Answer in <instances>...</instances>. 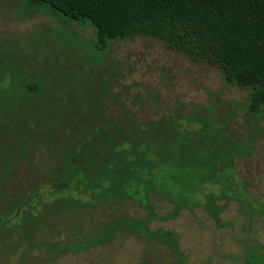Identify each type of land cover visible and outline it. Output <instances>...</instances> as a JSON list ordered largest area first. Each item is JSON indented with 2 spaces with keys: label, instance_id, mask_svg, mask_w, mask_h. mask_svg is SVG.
I'll use <instances>...</instances> for the list:
<instances>
[{
  "label": "rangeland",
  "instance_id": "obj_1",
  "mask_svg": "<svg viewBox=\"0 0 264 264\" xmlns=\"http://www.w3.org/2000/svg\"><path fill=\"white\" fill-rule=\"evenodd\" d=\"M98 44L88 18L36 9L27 0H0V132L25 148V158L16 150L0 151L7 166L19 163L16 174L0 180V190L15 197L39 184L48 194L47 181L61 178L65 166L56 149L71 151L65 140L72 145L76 134L89 133L95 148L94 136L106 140L119 132L110 128L117 118L132 114L138 123L167 116L189 129L208 118L214 132L250 148L235 157L229 172L236 182L217 199L220 224L202 202L206 193L212 191L211 199L227 186L179 177L178 165H169L157 177L163 190L147 191L149 205L141 200L144 186L138 192L136 184L126 195L74 188L58 193L42 215L36 237L43 244L23 253V243L0 264H249L251 251L264 256V209L245 211L240 202L264 206V106L259 115L250 114L247 89L227 84L216 65L158 38L112 39L109 49ZM51 135L62 138L58 147ZM179 196L188 199L176 212ZM51 244L63 249L51 251Z\"/></svg>",
  "mask_w": 264,
  "mask_h": 264
},
{
  "label": "trees",
  "instance_id": "obj_2",
  "mask_svg": "<svg viewBox=\"0 0 264 264\" xmlns=\"http://www.w3.org/2000/svg\"><path fill=\"white\" fill-rule=\"evenodd\" d=\"M27 1L30 7L46 6L71 19H90L97 27L99 49H109L112 39L144 35L158 38L170 48L186 52L195 59L209 61L219 68L227 84L248 90L247 110L250 114L259 115L262 112L264 0ZM198 121L200 127L189 129L183 127L180 120L167 116L162 120L137 123L134 115L130 114L123 119L117 118V124L110 126L118 129V133H109L106 140L101 137L103 135L94 136L95 148L89 143L91 133L76 134L78 141L72 145L66 139L67 147L73 149H56L62 152L60 162H64L65 166L59 169L61 178L53 177L47 181L46 185L50 188L48 194L42 191L43 186L39 184L32 187L29 193L15 197L0 190V263H4L6 254H16L23 243L27 244L23 253L43 244L36 237L44 219L42 215L46 214V206L59 197H56L58 193L74 188L91 194L126 195L128 187L136 184L138 192L144 186L145 198L141 200L149 205L146 193L150 188L163 190L164 184L157 182L169 165H178L179 177L188 175L227 186V189L221 187L211 199L209 195L212 191L206 193V200L202 202L220 224L223 207L217 199L227 195V190L233 188L236 182L235 179L230 180L232 176L229 172L235 157L247 155L250 148L230 141L222 132H214L213 122H208V118ZM0 134V151L7 155L16 150L25 158L24 147L10 144L9 137L2 132ZM51 138L58 147L62 138L52 135ZM16 165L7 166L0 158V180L6 181L16 174ZM246 196L251 199L249 194ZM179 198L176 212L178 206L188 199L186 196ZM67 199L74 200L71 196ZM247 201H240L245 211L259 212L264 209L261 204L248 207ZM16 234L19 235L17 240L9 241ZM162 236L181 253L170 232H164ZM61 249L60 244L50 245L51 251ZM250 257L249 264L264 262V256L253 251Z\"/></svg>",
  "mask_w": 264,
  "mask_h": 264
}]
</instances>
